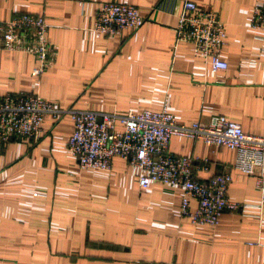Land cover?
<instances>
[{
	"label": "crops",
	"instance_id": "obj_1",
	"mask_svg": "<svg viewBox=\"0 0 264 264\" xmlns=\"http://www.w3.org/2000/svg\"><path fill=\"white\" fill-rule=\"evenodd\" d=\"M189 1L223 25L227 68L218 74L189 43H173L182 0H0V21L42 15L57 49L37 77L28 55L0 49V95L33 93L57 107L117 114L165 107L180 124L223 115L262 135L264 33L249 28L260 0ZM102 2L133 5L145 20L97 35ZM39 127L36 141L0 143V264H264V203L258 207L254 177L232 168V150L170 137L169 152L197 157L194 180L227 171L226 196L239 205L213 227L192 226L179 216V187L140 189L136 170L119 158L108 171L79 169L66 150L71 120L45 116Z\"/></svg>",
	"mask_w": 264,
	"mask_h": 264
},
{
	"label": "built area",
	"instance_id": "obj_2",
	"mask_svg": "<svg viewBox=\"0 0 264 264\" xmlns=\"http://www.w3.org/2000/svg\"><path fill=\"white\" fill-rule=\"evenodd\" d=\"M144 20L133 5L102 2L94 12L91 31L112 36L121 29H137ZM249 28L264 33V0L252 8ZM45 33L42 15H11L0 21V49L28 55L32 61L30 75L37 77L52 67L56 57V46L47 41ZM254 37L260 40L257 34ZM225 38L216 13L182 0L173 27L174 45L189 43L192 54L206 63L212 73L218 74L227 68L219 56ZM45 116L54 121L62 116L71 120L66 150L79 169L108 171L111 160L119 158L136 170L135 182L140 189L149 183L179 187L182 196L178 213L192 226L213 227L221 213L235 212L239 205L226 196L229 173L221 172L207 181L194 180L192 165L197 157L169 152L167 147L172 136L232 150V168L254 177L258 207L264 203V132L262 135L244 133L237 123L223 115H211L206 123L180 124L165 107L117 114L57 107L33 93H5L0 95V143L14 139L36 141ZM191 199L195 201L193 210L189 208Z\"/></svg>",
	"mask_w": 264,
	"mask_h": 264
}]
</instances>
